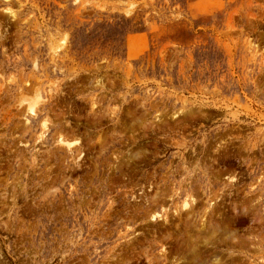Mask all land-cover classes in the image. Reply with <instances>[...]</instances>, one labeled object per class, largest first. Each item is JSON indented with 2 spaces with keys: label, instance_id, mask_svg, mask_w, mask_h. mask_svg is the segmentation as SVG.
<instances>
[{
  "label": "rangeland",
  "instance_id": "374dc122",
  "mask_svg": "<svg viewBox=\"0 0 264 264\" xmlns=\"http://www.w3.org/2000/svg\"><path fill=\"white\" fill-rule=\"evenodd\" d=\"M0 264H264V0H0Z\"/></svg>",
  "mask_w": 264,
  "mask_h": 264
},
{
  "label": "bare ground",
  "instance_id": "6f19581e",
  "mask_svg": "<svg viewBox=\"0 0 264 264\" xmlns=\"http://www.w3.org/2000/svg\"><path fill=\"white\" fill-rule=\"evenodd\" d=\"M186 199V198H185ZM191 205V204H190ZM184 206H185V204H184ZM188 232V231H187ZM201 249V248H200ZM182 259V258H181ZM192 260V259H191Z\"/></svg>",
  "mask_w": 264,
  "mask_h": 264
}]
</instances>
